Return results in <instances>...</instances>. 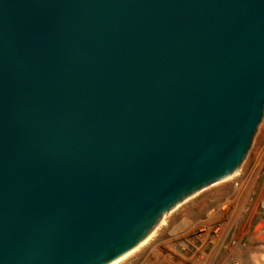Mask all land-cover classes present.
<instances>
[{
  "label": "water",
  "instance_id": "1",
  "mask_svg": "<svg viewBox=\"0 0 264 264\" xmlns=\"http://www.w3.org/2000/svg\"><path fill=\"white\" fill-rule=\"evenodd\" d=\"M263 114L264 0H0V264H109Z\"/></svg>",
  "mask_w": 264,
  "mask_h": 264
},
{
  "label": "rangeland",
  "instance_id": "2",
  "mask_svg": "<svg viewBox=\"0 0 264 264\" xmlns=\"http://www.w3.org/2000/svg\"><path fill=\"white\" fill-rule=\"evenodd\" d=\"M260 151L263 154L261 161L253 171L249 183L242 189L236 188V182L244 176L240 174H248L252 170L254 159ZM262 199L264 114L239 168L223 180L200 189L166 212L163 218H166L167 225L157 231V238L160 241L175 240L176 251L185 258L200 255V264H264V219L260 207ZM221 206L227 210L223 212V225L214 239L206 241L197 232L178 228L185 219L196 225L209 215L220 217L218 210L223 209ZM135 254L136 252L113 263L141 264L143 257L137 260Z\"/></svg>",
  "mask_w": 264,
  "mask_h": 264
},
{
  "label": "bare ground",
  "instance_id": "3",
  "mask_svg": "<svg viewBox=\"0 0 264 264\" xmlns=\"http://www.w3.org/2000/svg\"><path fill=\"white\" fill-rule=\"evenodd\" d=\"M221 207H223L224 210H220L221 208H219L218 211L221 214L218 218L215 217L214 214L212 216L209 215V217L207 216V218L200 220L196 225H192L191 222L185 219L182 223H180L181 225L178 228L180 230L189 229L194 233L197 232L201 237L205 238L206 241H208L209 239H214L215 234H218V230L223 225V220L225 217L223 212L227 210L226 207ZM163 219L164 220L156 228H154L140 243H138L127 253L117 258V261L114 260L109 264L117 263L119 262V260H122L129 255L131 256V254H133L134 252H136V254L134 255L135 259L138 260L139 258L143 257L141 264H200V255L193 256L191 258H185L181 256L175 249V240H158L157 231L162 228V226L167 225L166 218Z\"/></svg>",
  "mask_w": 264,
  "mask_h": 264
},
{
  "label": "built area",
  "instance_id": "4",
  "mask_svg": "<svg viewBox=\"0 0 264 264\" xmlns=\"http://www.w3.org/2000/svg\"><path fill=\"white\" fill-rule=\"evenodd\" d=\"M262 151L258 152L255 159H254V165H253V168L252 170L248 173V174H240L242 176V179L240 181H237L235 186L236 188H243V186H245L247 183H249L250 181V177L253 173V171L256 169V167L258 166V164L260 163L261 161V158H262ZM260 207H261V216L263 217L264 219V199L261 200L260 202Z\"/></svg>",
  "mask_w": 264,
  "mask_h": 264
}]
</instances>
